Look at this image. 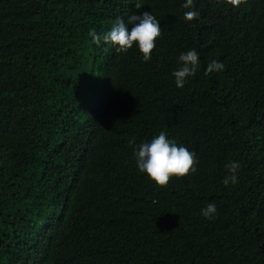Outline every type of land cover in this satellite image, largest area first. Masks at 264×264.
<instances>
[{"label": "trees", "instance_id": "trees-1", "mask_svg": "<svg viewBox=\"0 0 264 264\" xmlns=\"http://www.w3.org/2000/svg\"><path fill=\"white\" fill-rule=\"evenodd\" d=\"M184 3L0 0V264H264V0ZM145 11L162 29L150 61L89 35ZM161 131L198 160L163 188L129 147Z\"/></svg>", "mask_w": 264, "mask_h": 264}, {"label": "clouds", "instance_id": "clouds-1", "mask_svg": "<svg viewBox=\"0 0 264 264\" xmlns=\"http://www.w3.org/2000/svg\"><path fill=\"white\" fill-rule=\"evenodd\" d=\"M247 0H227L233 7H240ZM185 9L194 7L193 0H186L183 4ZM199 13L188 10L184 13V19L192 21L197 19ZM131 26V27H129ZM93 42L100 45L101 40L116 46V51L127 53L135 44L143 56L145 62L150 61L152 53L156 48V41L162 35L160 21L151 12L145 11L142 14L133 13L127 18L118 17L111 29L98 35L93 29L89 32ZM178 68L173 71L175 84L183 88L189 77L195 76L200 68V57L196 49L180 53L178 57ZM224 64L218 60H212L206 67L204 75L210 76L213 72L222 71ZM129 147L133 148V155L138 170L145 173L159 187H167L170 181L175 178H183L197 171L198 160L196 154L183 145H178L175 140L169 139L168 134L161 131L153 137L150 142L136 144L135 140L129 141ZM227 174L222 183L225 186L235 185L238 181V172L241 165L237 161H229L225 164ZM217 208L214 203H209L202 209V215L208 219L215 217Z\"/></svg>", "mask_w": 264, "mask_h": 264}]
</instances>
